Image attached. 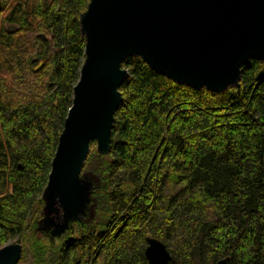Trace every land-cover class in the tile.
<instances>
[{
    "label": "trees",
    "instance_id": "1",
    "mask_svg": "<svg viewBox=\"0 0 264 264\" xmlns=\"http://www.w3.org/2000/svg\"><path fill=\"white\" fill-rule=\"evenodd\" d=\"M88 3L0 0V72L11 76L0 73V247L25 240L30 264H147L151 237L168 264H264V62L254 59L239 90L222 93L126 59L110 151L91 142L81 173L98 185L93 216L53 240L35 237L84 59Z\"/></svg>",
    "mask_w": 264,
    "mask_h": 264
},
{
    "label": "water",
    "instance_id": "2",
    "mask_svg": "<svg viewBox=\"0 0 264 264\" xmlns=\"http://www.w3.org/2000/svg\"><path fill=\"white\" fill-rule=\"evenodd\" d=\"M79 29L84 59L37 227L38 233L49 232L50 240L93 216L92 193L98 185L81 173L91 142L102 156L110 151L114 113L122 101L119 87L129 76L121 67L126 59L140 58L176 84L212 93L239 90L243 64L264 62V0H89ZM22 250L18 241L6 243L0 247V264H18ZM144 257L147 264L171 261L166 245L151 237ZM215 264H231V258Z\"/></svg>",
    "mask_w": 264,
    "mask_h": 264
},
{
    "label": "rangeland",
    "instance_id": "3",
    "mask_svg": "<svg viewBox=\"0 0 264 264\" xmlns=\"http://www.w3.org/2000/svg\"><path fill=\"white\" fill-rule=\"evenodd\" d=\"M30 7V5H29ZM34 23V22H33ZM32 34L29 35V37L31 36ZM34 35V33H33ZM1 75L7 80L8 83H10V80H11V76L7 75L6 72L3 70L0 72ZM96 147V145H95ZM97 151V150H96ZM90 153V152H89ZM98 153V152H97ZM99 154V153H98ZM89 155V154H88ZM43 218V217H42ZM42 220V219H41ZM38 227V226H37ZM37 227L35 229V237L37 238H40L41 237V233H38L37 231ZM12 241H18L22 244V247H23V250L22 252L26 254V260L25 261H22L20 262L19 264H30L32 262V254L30 252V250L28 249V243L25 241V240H22L21 238H14ZM22 255V254H21Z\"/></svg>",
    "mask_w": 264,
    "mask_h": 264
},
{
    "label": "flooded vegetation",
    "instance_id": "4",
    "mask_svg": "<svg viewBox=\"0 0 264 264\" xmlns=\"http://www.w3.org/2000/svg\"><path fill=\"white\" fill-rule=\"evenodd\" d=\"M70 228V227H69ZM47 234L49 235V232H47Z\"/></svg>",
    "mask_w": 264,
    "mask_h": 264
}]
</instances>
